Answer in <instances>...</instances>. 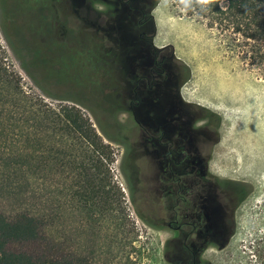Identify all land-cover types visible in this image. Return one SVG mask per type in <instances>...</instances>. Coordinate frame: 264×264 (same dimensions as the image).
Here are the masks:
<instances>
[{
    "label": "rangeland",
    "instance_id": "obj_1",
    "mask_svg": "<svg viewBox=\"0 0 264 264\" xmlns=\"http://www.w3.org/2000/svg\"><path fill=\"white\" fill-rule=\"evenodd\" d=\"M39 5L32 0H0V47L6 63L26 91L42 95L48 103L82 110L113 151L108 170L123 194L112 209L103 210L104 200L97 197L90 216L77 207L71 216H65L60 225L64 246L73 247L79 264H167L166 237L140 218V208L137 210L128 192L122 148L103 133L113 135L107 122L112 108L99 104L103 96L86 93V72L73 64L74 59L88 57V46L102 60L124 58L128 44L146 32L154 35L155 48L163 50L168 73L187 76L181 97L206 117L197 126L207 125L210 119L217 127L208 171L245 189L235 211L232 238L222 251H210L207 257L214 264H254V250L258 242H264V70L240 53L241 41L203 19L188 16L175 0H161L151 11L152 21L143 25L134 18L117 20L109 12L105 27L97 21L93 27L77 22L71 0H53L51 8L42 3V9L35 10ZM93 8L101 22L98 13L107 10L98 3ZM37 57L42 58L41 63ZM91 92L97 95L100 90ZM118 119L122 123L125 116ZM2 175L0 171V179ZM6 196L0 191V202L8 204Z\"/></svg>",
    "mask_w": 264,
    "mask_h": 264
},
{
    "label": "flooded vegetation",
    "instance_id": "obj_2",
    "mask_svg": "<svg viewBox=\"0 0 264 264\" xmlns=\"http://www.w3.org/2000/svg\"><path fill=\"white\" fill-rule=\"evenodd\" d=\"M32 1L41 4L37 10L42 9V3L44 8H51L53 0ZM153 1L71 3L77 22L93 27L97 21L105 27L109 12L117 20L134 18L138 25L152 21ZM95 3L107 10L98 13L101 22L94 16ZM137 38L128 44L124 58L102 60L88 46V57L74 59L73 64L89 78H83L86 93L103 96L99 104L112 108L106 121L113 135L103 133L122 148L128 192L137 210L140 208V218L166 237L167 264H214L207 253L222 251L232 238L235 211L245 189L208 171L211 147L218 139L216 125L209 119L207 125L197 126L206 117L181 97L184 74L168 73L163 50L152 43L153 34L141 32ZM91 78L96 83H91ZM92 90L100 93L93 94ZM121 115L125 116L122 123L118 119Z\"/></svg>",
    "mask_w": 264,
    "mask_h": 264
},
{
    "label": "trees",
    "instance_id": "obj_3",
    "mask_svg": "<svg viewBox=\"0 0 264 264\" xmlns=\"http://www.w3.org/2000/svg\"><path fill=\"white\" fill-rule=\"evenodd\" d=\"M175 3L241 41L240 53L264 70V0ZM4 55L0 47V191L8 200L0 202V264H79L64 246L61 221L76 207L90 216L97 197L103 210L119 205L123 194L108 170L113 151L80 108L26 91ZM253 255L254 264H264V242Z\"/></svg>",
    "mask_w": 264,
    "mask_h": 264
},
{
    "label": "water",
    "instance_id": "obj_4",
    "mask_svg": "<svg viewBox=\"0 0 264 264\" xmlns=\"http://www.w3.org/2000/svg\"><path fill=\"white\" fill-rule=\"evenodd\" d=\"M78 105V104H77Z\"/></svg>",
    "mask_w": 264,
    "mask_h": 264
}]
</instances>
